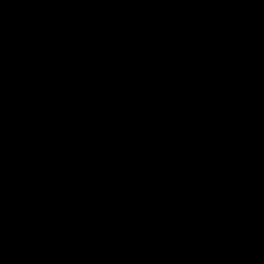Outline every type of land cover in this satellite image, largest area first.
I'll return each mask as SVG.
<instances>
[{
    "label": "water",
    "instance_id": "obj_1",
    "mask_svg": "<svg viewBox=\"0 0 264 264\" xmlns=\"http://www.w3.org/2000/svg\"><path fill=\"white\" fill-rule=\"evenodd\" d=\"M0 264H264V0H0Z\"/></svg>",
    "mask_w": 264,
    "mask_h": 264
}]
</instances>
